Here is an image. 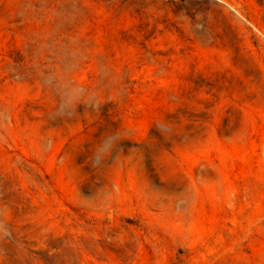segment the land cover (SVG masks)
<instances>
[{
  "label": "rangeland",
  "instance_id": "obj_1",
  "mask_svg": "<svg viewBox=\"0 0 264 264\" xmlns=\"http://www.w3.org/2000/svg\"><path fill=\"white\" fill-rule=\"evenodd\" d=\"M264 264V0H0V264Z\"/></svg>",
  "mask_w": 264,
  "mask_h": 264
},
{
  "label": "trees",
  "instance_id": "obj_2",
  "mask_svg": "<svg viewBox=\"0 0 264 264\" xmlns=\"http://www.w3.org/2000/svg\"><path fill=\"white\" fill-rule=\"evenodd\" d=\"M45 264H51V263H50V261L47 260V261H45Z\"/></svg>",
  "mask_w": 264,
  "mask_h": 264
}]
</instances>
